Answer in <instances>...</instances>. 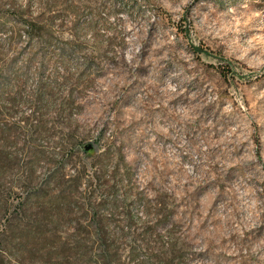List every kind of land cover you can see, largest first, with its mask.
Returning a JSON list of instances; mask_svg holds the SVG:
<instances>
[{
  "label": "rangeland",
  "instance_id": "374dc122",
  "mask_svg": "<svg viewBox=\"0 0 264 264\" xmlns=\"http://www.w3.org/2000/svg\"><path fill=\"white\" fill-rule=\"evenodd\" d=\"M99 230L264 264V0H0V264H101Z\"/></svg>",
  "mask_w": 264,
  "mask_h": 264
},
{
  "label": "trees",
  "instance_id": "16d2710c",
  "mask_svg": "<svg viewBox=\"0 0 264 264\" xmlns=\"http://www.w3.org/2000/svg\"><path fill=\"white\" fill-rule=\"evenodd\" d=\"M104 234L106 233H104L102 230H99L97 233L99 239L101 240L100 249H102L105 252V258L103 259L101 264H121L113 254L112 255L109 254L110 249L112 247V245L109 244V241L112 235L106 234V236H104ZM113 239H114V235H113Z\"/></svg>",
  "mask_w": 264,
  "mask_h": 264
},
{
  "label": "water",
  "instance_id": "95a60500",
  "mask_svg": "<svg viewBox=\"0 0 264 264\" xmlns=\"http://www.w3.org/2000/svg\"><path fill=\"white\" fill-rule=\"evenodd\" d=\"M92 148H93L92 145H87V146L85 147L86 150H91Z\"/></svg>",
  "mask_w": 264,
  "mask_h": 264
}]
</instances>
